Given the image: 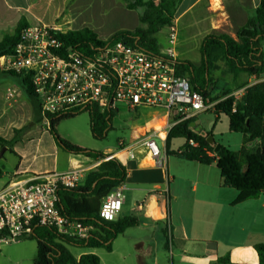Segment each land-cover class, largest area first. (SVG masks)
Returning <instances> with one entry per match:
<instances>
[{
    "label": "crops",
    "instance_id": "0c3cea01",
    "mask_svg": "<svg viewBox=\"0 0 264 264\" xmlns=\"http://www.w3.org/2000/svg\"><path fill=\"white\" fill-rule=\"evenodd\" d=\"M259 2L180 0L173 20L178 30L176 59L199 65L204 38L222 34L235 37ZM108 6L123 21L120 27L106 28L98 20ZM46 11L54 12L55 22H40L36 12ZM130 16L135 18L131 26L127 24ZM21 18L26 19L28 26L32 25L29 21L32 19L38 24L56 25L63 31L65 26L72 30L89 28L103 40L120 30H134L139 26V12L127 9L120 0H25L21 5L0 0V42L5 37L2 35L4 29L13 25L15 31ZM157 37L161 50L166 48L165 30L161 29ZM262 46L264 52V41ZM0 77V137L15 140L0 157V191L14 180L76 168L88 172L100 164L101 161L61 149L49 128L41 122L39 109L26 96L21 81L11 82L6 76ZM215 77L225 85V90L240 98L248 85L264 81V67L259 77L241 73L233 81L231 75H222L220 71L215 73ZM11 88H16L18 94L15 101L9 103L6 95ZM127 110L134 114L136 121L130 130V138L122 140L120 150L103 153L110 158L116 157L128 171L124 183V203L118 219L125 217L124 214L134 215L139 219V225L137 230H125L113 241L112 250L107 252L113 255L112 264H258L254 247L264 243V193L257 199L232 205L238 192L222 186L216 165L207 166L168 156L167 136L157 139L158 144L160 142L164 146L165 157L162 154L154 160L139 141L153 128L164 124L166 119L162 110L149 107L131 110L124 102L117 103L116 115ZM197 127L195 123L194 128ZM198 128V132H204ZM131 151L134 157L130 156ZM169 157L171 161L174 159L173 162L170 163ZM127 192L131 205L122 212L127 203ZM163 196L168 205L164 232L159 226L163 214L158 212V209L163 210ZM68 248L76 258L94 253L105 264V259L95 252V249L101 248H88L91 252H82V247ZM72 248L80 251L79 254H74ZM168 255H171L170 259ZM0 257L8 258V252L1 249ZM227 257L228 261L218 262Z\"/></svg>",
    "mask_w": 264,
    "mask_h": 264
},
{
    "label": "trees",
    "instance_id": "16d2710c",
    "mask_svg": "<svg viewBox=\"0 0 264 264\" xmlns=\"http://www.w3.org/2000/svg\"><path fill=\"white\" fill-rule=\"evenodd\" d=\"M129 10H142L139 14V26L134 30H120L110 38L103 40L89 28L70 30L59 34L64 43L63 50L70 47L89 56L94 50L104 48L119 41L153 53L159 54L161 46L158 33L170 24L175 17V11L180 0H120ZM28 26L25 18H21L13 34L5 35L0 42V58L10 54L16 46L21 31ZM264 0H260L258 7L251 14L246 25L231 37L226 34L209 35L204 38L201 48V63L193 64L189 61H177V74L185 76L194 90L209 99L210 102L218 100L217 82L220 79L215 73L231 75L233 81L241 74L259 77L264 67ZM219 63L224 66L221 67ZM2 74L14 76L22 83L25 94L39 109L27 77L14 73ZM241 85L240 87H243ZM116 110H108L105 114L93 111L89 114L90 128L94 138L104 139L113 129V119ZM216 122L218 116L223 114L228 118L229 130L242 135V146L238 151L219 144H211L208 136L203 135L192 127L195 118L182 121L175 125L166 139V153L186 161L197 162L202 165H213L220 171L222 186L235 189L238 196L232 205L247 200L257 199L264 193V81L248 85L244 94L236 98L231 91L224 94V99L215 105ZM72 117V116H71ZM69 117L52 119L49 128L57 145L64 151L72 154H81L101 161L93 170L86 172L82 184L75 188H59L56 203L59 212L72 219L93 227L89 236L77 240L58 233L53 227L34 223L30 239L37 242V256L34 264H102L100 258L94 253H86L76 258L68 246L83 248H104L112 250L113 241L125 230L139 225V219L134 216H125L116 221H105L98 216V207L103 198L115 187L124 184L128 171L116 158L103 152L81 149L61 139L56 126L60 121ZM203 131V130H202ZM184 139L185 144L178 150L170 149L173 139ZM15 140H6L0 137V150L11 147ZM218 151H215L217 145ZM255 250L259 263L264 264V243L256 244ZM229 258L219 259L224 263Z\"/></svg>",
    "mask_w": 264,
    "mask_h": 264
},
{
    "label": "built area",
    "instance_id": "2783aa9c",
    "mask_svg": "<svg viewBox=\"0 0 264 264\" xmlns=\"http://www.w3.org/2000/svg\"><path fill=\"white\" fill-rule=\"evenodd\" d=\"M162 29L168 46L159 54L119 41L85 56L71 47L63 50L58 35L65 31L60 27L31 25L21 31L13 51L0 58V69L28 78L39 103L41 122L48 128L52 119L83 111L105 114L116 110L119 102L131 110H162L164 124L139 141L157 160L162 156L157 139L168 136L178 123L211 108L209 99L194 90L187 77L177 74L176 24L172 21ZM17 94L16 88L9 89L7 101H15ZM130 156L134 157L132 151ZM85 176V170L76 168L10 182L0 191V250L29 238L34 223L77 240L87 238L93 227L62 215L56 206L59 188H75ZM124 191L121 184L103 198L98 207L100 218L109 222L118 219Z\"/></svg>",
    "mask_w": 264,
    "mask_h": 264
},
{
    "label": "rangeland",
    "instance_id": "374dc122",
    "mask_svg": "<svg viewBox=\"0 0 264 264\" xmlns=\"http://www.w3.org/2000/svg\"><path fill=\"white\" fill-rule=\"evenodd\" d=\"M11 3L22 4L25 0H9ZM105 8L103 13L98 17L100 23L104 24L106 28H118L122 25V20L111 9ZM126 7V6H125ZM141 13L142 10H136ZM41 23H53L55 22V14L53 11L46 12H36ZM135 18L130 16L127 19V24L129 26L134 24ZM32 25H36L39 22L37 20H29ZM126 24V23H125ZM14 26L10 25L4 29L2 35L12 34L14 32ZM67 30L69 29L67 26L64 27ZM0 76H6L11 82H17V78L14 76H10L7 74L0 73ZM1 78V77H0ZM1 81V80H0ZM217 87L219 88L218 100L214 102H210L211 108L204 113L198 114L195 118V123L198 127L202 128L204 132L213 131V136L217 142H221L225 145H228L231 150L238 151L241 148L243 137L239 133L230 132L229 130V122L228 118L224 115H220V119H218L216 123V115L214 113L215 105L224 99V94L227 92L225 90V85L221 83V80L217 82ZM27 96V95H26ZM28 97V96H27ZM29 98V97H28ZM30 100V98H29ZM136 123L134 114L127 110L122 113H118L114 118L113 129L109 131L108 135L104 139H96L93 137L91 128H90V117L87 111H83L77 115L72 117L63 119L56 126V132L61 139H64L71 143L72 145L79 147L81 149L92 150L97 152H105L111 151L116 152L120 150V143L122 140H128L131 136V128L133 124ZM184 139H174L171 144V149L178 150L181 145L184 144ZM160 148L162 150L163 157H165L164 146L159 142ZM8 156V155H7ZM170 163L171 157H169ZM165 164V162H164ZM127 203L124 205L122 212L131 205L130 195L127 192L126 194ZM157 211V209H155ZM168 210V205L166 202L165 196H163V210H159L160 214L162 211L163 218H161L159 222L160 228L164 232L165 228V220ZM130 214H124V216H128ZM123 216V215H122ZM137 230L136 227H132L127 229V231L133 232ZM149 230V229H146ZM153 230V229H152ZM145 231V230H144ZM82 252H91V249L81 248ZM74 254H79L80 251H76L74 248L71 249ZM2 251L8 252V258L0 257V264H34L33 259L37 256V242L34 239L27 238L18 244H12L10 246L2 248ZM103 259H105V264H112L113 255L111 253H107L109 251L104 248L95 249ZM169 259L171 255H168Z\"/></svg>",
    "mask_w": 264,
    "mask_h": 264
},
{
    "label": "water",
    "instance_id": "95a60500",
    "mask_svg": "<svg viewBox=\"0 0 264 264\" xmlns=\"http://www.w3.org/2000/svg\"><path fill=\"white\" fill-rule=\"evenodd\" d=\"M191 126H192V127H195V123H192ZM196 130L199 131L200 129L197 127ZM202 134L205 135L206 133H205V132H202ZM207 138H208V141H209L211 144L216 143V141H215V139H214V137H213L212 134L209 135ZM219 148H220V145L218 144V145L216 146V148H215V151H218ZM6 150H7V147H4V148L1 149V151H0V157L3 156V154L5 153Z\"/></svg>",
    "mask_w": 264,
    "mask_h": 264
}]
</instances>
